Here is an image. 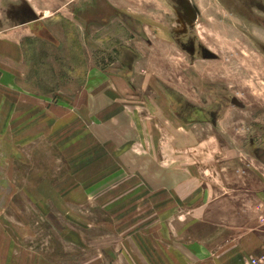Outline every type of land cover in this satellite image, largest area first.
Segmentation results:
<instances>
[{"label": "rangeland", "instance_id": "1", "mask_svg": "<svg viewBox=\"0 0 264 264\" xmlns=\"http://www.w3.org/2000/svg\"><path fill=\"white\" fill-rule=\"evenodd\" d=\"M263 214L264 0H0V264H233Z\"/></svg>", "mask_w": 264, "mask_h": 264}, {"label": "crops", "instance_id": "2", "mask_svg": "<svg viewBox=\"0 0 264 264\" xmlns=\"http://www.w3.org/2000/svg\"><path fill=\"white\" fill-rule=\"evenodd\" d=\"M259 222V220H258ZM257 222V225H259V223ZM252 227V231L254 229L253 225L251 226ZM261 227V226H260ZM262 229L264 230V228L262 227ZM254 232V231H253ZM252 235V234H251ZM252 244H251V251H250V254L247 255L245 258H243V255H236V254H227L224 256V258L227 260V261H230V262H233V264H242L243 262L245 263L246 259L248 260L249 257H258V256H261L263 251H264V239L262 238H257L256 235L252 237ZM264 264V263H263Z\"/></svg>", "mask_w": 264, "mask_h": 264}, {"label": "built area", "instance_id": "3", "mask_svg": "<svg viewBox=\"0 0 264 264\" xmlns=\"http://www.w3.org/2000/svg\"><path fill=\"white\" fill-rule=\"evenodd\" d=\"M259 224L264 228V214L259 218ZM250 264H263L264 263V251L261 256L251 257Z\"/></svg>", "mask_w": 264, "mask_h": 264}]
</instances>
